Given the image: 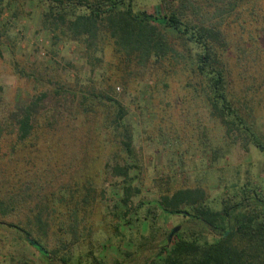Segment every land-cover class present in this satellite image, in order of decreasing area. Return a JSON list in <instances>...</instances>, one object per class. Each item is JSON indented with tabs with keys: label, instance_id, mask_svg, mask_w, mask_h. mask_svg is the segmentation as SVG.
I'll return each instance as SVG.
<instances>
[{
	"label": "rangeland",
	"instance_id": "obj_1",
	"mask_svg": "<svg viewBox=\"0 0 264 264\" xmlns=\"http://www.w3.org/2000/svg\"><path fill=\"white\" fill-rule=\"evenodd\" d=\"M263 3L242 5L241 26L231 28L227 91L239 128L218 118L203 83L181 62L126 70L110 41L98 45L99 58L76 42L54 40L42 29V0L2 1L0 117L30 102L35 108L23 141L14 122L0 121V201L17 203L15 218L0 212V264H144L176 233L202 232L181 214L157 210L159 196L198 188L218 211L240 186H261L264 151L253 142L264 147ZM132 9L156 15L157 0H133ZM115 105L130 155L112 131ZM120 167L128 168L125 177L117 176ZM125 183L131 198L124 209ZM40 208L48 215L43 237L32 228L37 249L6 223L23 225ZM73 210L75 235L67 218Z\"/></svg>",
	"mask_w": 264,
	"mask_h": 264
},
{
	"label": "trees",
	"instance_id": "obj_2",
	"mask_svg": "<svg viewBox=\"0 0 264 264\" xmlns=\"http://www.w3.org/2000/svg\"><path fill=\"white\" fill-rule=\"evenodd\" d=\"M256 1L157 0L156 16L133 11V0H42L45 5L41 15L42 29L50 32L54 40L73 41L92 53H99V58L102 49L98 45L110 41L126 70L132 64L152 68L181 62L193 79L203 83L218 118L241 128L242 120L232 107L227 91L226 62L235 35L231 28L241 26L237 22L244 10L242 5L249 4L252 10ZM260 21L259 32L264 41V3ZM178 42L185 52L176 50L174 44ZM105 101L113 103L108 98ZM34 108L35 103L30 102L1 116L0 121L14 122L17 140L23 141L30 136ZM122 114V109L116 106L112 120L116 127L112 131L118 129L119 146L130 155V136L120 123ZM253 146L264 151L257 141ZM114 170L117 176L125 177L128 168ZM237 189L230 202H223L218 211L208 207L204 192L198 188L177 189L154 200V207L163 215L181 214L202 232L176 233L170 243L164 244L144 264H264V182L253 190L245 184ZM130 190L128 183L120 190L119 203L124 209L131 198ZM15 201L10 197L3 206L5 201H0V209H5L0 210L4 217L15 218ZM44 211L40 208L31 212V218L23 225L15 219L6 226L22 233L26 240L29 239L28 243L31 241V245L39 249L32 228H37L36 232L43 237L48 215ZM122 213L120 219L125 210ZM67 218L70 231L75 235L78 222L75 210L69 212ZM205 231L215 238L208 241L202 234Z\"/></svg>",
	"mask_w": 264,
	"mask_h": 264
},
{
	"label": "water",
	"instance_id": "obj_3",
	"mask_svg": "<svg viewBox=\"0 0 264 264\" xmlns=\"http://www.w3.org/2000/svg\"><path fill=\"white\" fill-rule=\"evenodd\" d=\"M175 232V229H172L171 232L169 233L168 237H170L173 233ZM30 244H32L31 241H29ZM33 245V244H32Z\"/></svg>",
	"mask_w": 264,
	"mask_h": 264
}]
</instances>
